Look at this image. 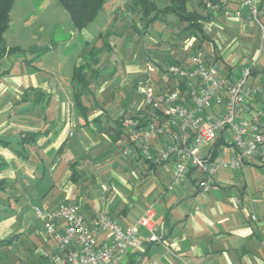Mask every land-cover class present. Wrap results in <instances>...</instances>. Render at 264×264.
<instances>
[{"label":"crops","instance_id":"0c3cea01","mask_svg":"<svg viewBox=\"0 0 264 264\" xmlns=\"http://www.w3.org/2000/svg\"><path fill=\"white\" fill-rule=\"evenodd\" d=\"M228 7L231 15L211 12L206 22L222 29L219 23L232 24L230 20H235L238 27L248 33L253 20L249 18L248 10L237 0H229ZM259 14V21L263 23L264 10ZM213 32L219 33L209 31L212 38ZM262 40L253 54L239 56L243 64L239 67L228 64V69L220 70V73L227 74L233 67L235 70L247 65L245 60L248 58H256L257 62L264 50L263 33ZM214 42L218 46L215 39ZM236 72L233 76H238ZM30 77L32 81L28 83ZM0 79L8 82L11 88L9 91L5 86L0 91V240H12L0 244V256L5 257L0 259V264H50L49 256L57 252L54 240L45 232L42 220L34 212L33 218L23 217V208L20 213L16 212L18 193L31 200L38 197L39 201L32 203L33 207L55 208L61 203H76L86 224L91 223L99 208L105 207L115 221L117 219L121 226L127 227L152 206L163 241L149 242L148 232L141 229L139 237L143 250L125 254L121 264H139L147 259L153 260L154 264H264V185L253 190L246 182H239V187H235L232 178L235 172L254 167L264 170V160L250 157L239 169H219L211 179L212 188L204 195L198 190L200 173L197 169L174 183L171 181L172 161L150 166L137 153L126 156L134 169L139 168V178L135 181L133 171L130 170V174L129 169H123V173L129 174L128 179H124L114 170L122 165L117 155L127 146L134 149L135 143L129 144L127 131L122 126H119L122 133L116 136L113 128L116 124L106 116L105 125L101 124L104 128L100 126L103 133L92 128L91 122L98 117L101 121L103 111L89 114L94 107L87 105L88 112L84 115L72 100V86L69 96L47 79L36 80L32 73L14 78L6 69L0 70ZM9 93L10 98L2 100ZM56 114H61L65 122L62 132H59V123L52 127ZM110 121L115 125H109ZM107 126L110 131L105 133ZM76 127L82 130L78 142L70 140ZM205 150L203 148L202 152ZM219 150L216 156H230L227 148L222 150L220 146ZM65 151L69 152V158L58 172ZM87 160L93 171L86 165ZM111 175L122 188L107 185L106 178ZM96 180L99 190L94 194L91 188ZM101 184L108 187L104 194ZM234 197L239 200L237 204L232 201ZM57 227L60 229L61 223H57ZM95 236L98 245L104 244V231H96ZM13 257L17 262L12 263Z\"/></svg>","mask_w":264,"mask_h":264},{"label":"built area","instance_id":"2783aa9c","mask_svg":"<svg viewBox=\"0 0 264 264\" xmlns=\"http://www.w3.org/2000/svg\"><path fill=\"white\" fill-rule=\"evenodd\" d=\"M237 1L248 10L249 18L259 23L264 37V25L259 21L261 0ZM228 4L229 0H205L207 10L225 16L232 14ZM193 39L185 42L184 49ZM153 67L145 64L146 74L136 85L143 107L121 118V126L137 148L127 146L124 154L137 153L153 165L172 161L174 183L191 168L200 169L197 186L201 195L212 188L211 179L219 169H239L250 157L264 160V81L261 74L257 78L252 75L258 67L256 58L249 65L222 74L216 62H206L197 52L182 64L163 65L164 74L182 84L160 89L151 83ZM235 71L238 76H233ZM219 138L222 150H229V157L214 156L212 144ZM100 188L102 194L108 190L106 184ZM232 201L237 204L239 200L234 197ZM33 212L56 244L57 252L49 256L50 264H121L125 254L143 250L141 229L148 232L149 242L163 241L152 206L127 227L117 223L105 207L97 210L90 224L85 223L76 203H61L55 208L36 205ZM57 223H61L60 229ZM98 230L105 232L102 245L97 244ZM139 264L154 261L147 259Z\"/></svg>","mask_w":264,"mask_h":264},{"label":"rangeland","instance_id":"374dc122","mask_svg":"<svg viewBox=\"0 0 264 264\" xmlns=\"http://www.w3.org/2000/svg\"><path fill=\"white\" fill-rule=\"evenodd\" d=\"M132 1L105 0L97 16L84 29L78 31L66 9L57 0H14L9 13V24L4 32V41L7 47H17L19 50L10 53L0 61V70L6 69L14 78L32 73L36 80L47 79L50 84H57L59 90L71 96L70 78L74 65L77 60L82 58V53L86 52L83 51L84 45L90 44V47L94 45L97 50H100V54L98 61L90 67L98 69L90 80L93 96L97 103L94 104L93 99L90 98L83 100L85 105L94 107L88 112L89 114L92 111H103L101 113L103 119L101 118V121L93 120L91 127L95 130L99 129V132L104 131L100 130V126L101 124L105 125L106 116L111 120L119 115L130 116L134 110L143 107V97L136 92L132 84L134 80L139 81L146 74L144 69L146 63L154 66L150 72L151 81L158 89H160V84L168 87L173 86L172 78L167 77L163 71L157 70V64L166 65L167 63L164 61H167L165 60L167 57L173 60L180 56L181 49L189 40L182 33L179 36L181 39L174 38L183 24L179 23L171 14H166L165 18H158L149 25L147 32L137 33L130 24L135 22L141 26V21H138L139 14L129 12ZM197 1L189 0V6L191 8L198 7ZM259 19H261L260 14ZM230 21L232 24L219 23L222 29L219 26H212L210 21L206 22L208 32L210 31L211 34L214 30L219 32L218 34L213 32V38L218 43V46L214 48V53L218 57L215 61L221 71L227 70L228 64H235L239 67L243 60L239 56L247 57L249 54H253L256 48H259L261 41L263 42L262 31L256 20H251L248 33H245L240 28L241 26L238 27L237 21ZM171 35L172 38H170ZM206 51L210 52L211 48H206L199 53L203 55V58L212 61L213 53L212 56H206ZM188 57L186 56V61ZM252 59H246V64L249 65ZM256 63L259 69H263L264 50ZM31 81L30 77L28 83ZM5 86L9 91L11 90L9 83L0 79V91L5 89ZM6 95L2 100L10 98V93ZM56 123H59V132H62L65 129V122L61 114H56L52 127H56ZM109 125L115 124L110 121ZM101 127L104 128V126ZM73 130L74 137H71L70 140L80 141L81 128L76 127ZM107 131H110L108 126L105 133H108ZM102 133H99L100 136ZM122 151L117 155L122 165L114 170L119 177L128 179V172L123 173L122 170L129 169V172L133 171V179L137 181L139 168L134 169L129 163V156H126ZM68 158L69 152H63L57 167L58 172L62 171ZM9 163L11 162L9 161ZM86 165L93 171L89 160ZM197 171L200 173V169ZM54 173L56 177V171ZM233 177L235 187H239V182L242 184L246 182L253 190L264 185L263 167H254L252 170H244L241 173L235 172ZM89 178L91 179V177ZM106 183L122 188L114 175H111L109 179L106 178ZM91 189L94 194L97 193L99 190L97 180ZM233 189L235 188L233 187ZM113 191H115L114 187ZM18 196L16 199H18L19 208L16 212L20 213L23 208V217L33 218L32 203H37L39 198L34 196L35 198L31 200L26 198L23 193H18ZM116 221L120 224L119 220L116 219ZM47 237L49 238V236ZM36 243L38 244V241ZM15 248V246L12 247L13 252H15ZM3 258L5 257L2 254L0 259L4 260ZM15 262L17 259L13 257L12 263Z\"/></svg>","mask_w":264,"mask_h":264},{"label":"trees","instance_id":"16d2710c","mask_svg":"<svg viewBox=\"0 0 264 264\" xmlns=\"http://www.w3.org/2000/svg\"><path fill=\"white\" fill-rule=\"evenodd\" d=\"M14 0H0V61L12 52L19 50L17 47H7L4 41V32L9 24V13L12 7ZM60 4L66 9L69 14L74 27L80 31L84 29L98 14L99 10L102 8L105 0H57ZM260 10H264V0H261ZM129 5V4H128ZM198 7L191 8L189 6V0H133L131 4V8L129 12L134 14H139L138 21H141V26L136 24L135 22L131 23V27L137 33H145L147 32V28L150 24L156 21L158 18H165L166 14H171L174 18L182 23L183 26L179 29L174 38H179L180 33L184 34L186 38L193 37V42L186 49H181L182 56H178L173 60L167 57V61L164 63H177L182 64L186 61V56H190L191 54H195L197 52L203 51L206 48H211V51H206V56H212L213 60H208L204 58L206 62H216L218 59L216 54L214 53V48L216 44L214 39L210 36L209 32L205 28V22L210 18L211 12L205 7V0H198ZM128 8L130 7L127 6ZM127 9V8H126ZM209 11V12H208ZM164 21H166L164 19ZM264 24V23H263ZM143 29V31H141ZM172 38V35L171 37ZM181 39V38H179ZM86 49V50H85ZM88 49V50H87ZM82 53V58L78 60V62L74 65L73 72L71 75V84L73 88V99L76 107L86 115L88 112V106L84 104V98L93 99V103L96 104L97 101L94 99V94L92 91V83L90 78L93 77V73L97 72L98 69L90 68L91 65H94L96 61L99 59L100 50L93 46L90 47V44H85ZM202 55V54H201ZM203 56V55H202ZM85 59V60H83ZM157 70L162 71V64H157ZM97 68V67H96ZM262 76V80L264 81V66L263 69H259L255 67L252 70V75L254 78H257L258 75ZM145 75H143L144 77ZM142 77V78H143ZM141 78V79H142ZM158 81V80H155ZM154 81V82H155ZM152 82V81H151ZM173 83L182 84L181 81H177L172 78ZM138 81H133V86L136 89ZM152 85L156 87V85L152 82ZM183 86V85H182ZM124 115H119L113 118V122L116 126H113L115 130L116 136H120L122 130L119 126H121V118ZM96 120H100L98 117ZM127 141L133 143L130 140V137L127 134ZM223 144L221 138L216 139L213 143V154L216 156L219 153V147ZM137 151V148L135 146ZM140 158H143L139 155ZM145 162L148 163L147 160L143 158ZM150 164V163H149ZM150 166H155L150 164ZM191 168L190 171H192ZM187 173V174H188ZM11 238L1 239L0 244L11 243ZM44 257V259H46Z\"/></svg>","mask_w":264,"mask_h":264}]
</instances>
